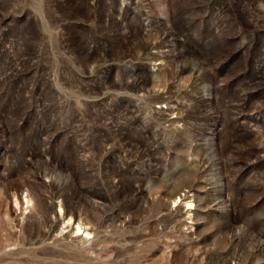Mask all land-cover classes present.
<instances>
[{
  "label": "rangeland",
  "instance_id": "rangeland-1",
  "mask_svg": "<svg viewBox=\"0 0 264 264\" xmlns=\"http://www.w3.org/2000/svg\"><path fill=\"white\" fill-rule=\"evenodd\" d=\"M0 264H264V0H0Z\"/></svg>",
  "mask_w": 264,
  "mask_h": 264
},
{
  "label": "bare ground",
  "instance_id": "bare-ground-1",
  "mask_svg": "<svg viewBox=\"0 0 264 264\" xmlns=\"http://www.w3.org/2000/svg\"><path fill=\"white\" fill-rule=\"evenodd\" d=\"M178 194V191L177 190H174V191H172L168 196H169V198L170 197H173V196H176L175 197V199H174V202L176 201V199L177 200H180L179 202H182L183 200L181 199V196H178L177 195ZM184 199V198H183ZM184 200H186V199H184ZM26 201V204H28L29 203V200L28 199H26L25 200ZM160 201V200H159ZM172 201V200H171ZM184 202V201H183ZM170 204V203H169ZM186 205L187 206H189V207H191V205H193L192 204V202L190 203V202H186ZM164 206V205H163ZM166 206V205H165ZM174 206V205H173ZM176 206V205H175ZM169 207V206H168ZM163 209V208H162ZM168 209V208H167ZM165 210V209H164ZM189 213V212H188ZM168 214V213H167ZM196 215V214H195ZM68 222L70 223L71 222V218H68ZM75 224V223H74ZM71 225V224H70ZM74 229V231H75V234H79V233H85V237H90L91 236V232H89V231H87V230H85V229H83L82 228V226L80 225V224H76L75 225V227L73 228Z\"/></svg>",
  "mask_w": 264,
  "mask_h": 264
}]
</instances>
